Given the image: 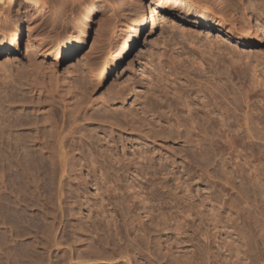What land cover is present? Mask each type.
Instances as JSON below:
<instances>
[{
    "label": "rangeland",
    "instance_id": "rangeland-1",
    "mask_svg": "<svg viewBox=\"0 0 264 264\" xmlns=\"http://www.w3.org/2000/svg\"><path fill=\"white\" fill-rule=\"evenodd\" d=\"M230 1L235 2V0ZM252 1L243 0L242 4H262L261 7L264 10V0ZM147 2L150 3L148 5L151 6L152 14L148 19L147 28L144 30L141 46L137 47L132 58L125 60L124 64H119L111 74L109 73L111 65L103 71L104 66L107 63L109 64L118 47L124 45L127 49L131 45L135 32V8L137 5L144 6ZM113 4L118 7V18L116 20L106 23L105 16L96 12L90 16L89 20H85L81 24L83 31L79 28L80 25L67 31H62L58 27L53 33V37L50 36L51 33L46 31L45 40L48 43L53 41V43H50L58 53L68 50L71 55L83 51L82 53L89 54L84 59H80L82 55L80 54L77 57H69L63 61L53 62L50 58L43 57L39 52L31 53L32 48L27 46L23 47L20 53L12 56L0 53V87L2 88L0 90H3L4 95H6L4 97L3 93L0 92L2 94L0 99H4L0 100V115L5 112L7 116H10L6 118L4 113L0 118L4 119L5 117V120L9 121L11 119L10 121L13 120L14 122L15 117H17V120H21V123H24V121L27 123L24 127L14 126L10 130L4 128L7 130H4V132L0 125V134L1 131L4 133V138L0 136V139L1 137L4 139L1 140L2 143L4 144L10 138V141H7L9 144L5 143L9 151L7 150V153L3 151L4 153H2L1 150L0 152V173L4 174H0V177L3 175V179L1 177L2 181L0 179L2 183L0 185V264H157V260H160L158 264H174L170 260L171 258L162 260L159 250H155L152 256L149 255V246L139 238L137 241L132 242L134 239L132 231L129 230V236L126 237L129 222L126 204L129 203L130 199L132 200V197H136L137 193L141 194L138 200L142 196L146 197L147 193L149 199L144 203L154 216L166 212L177 216V220L179 219L180 210L193 207L194 210H204L207 215L211 209L213 210V206L223 218L231 215L232 219H236L235 212L229 213L227 209L223 212L219 209V206L224 203L232 208L234 207V209L236 207L244 208V212L241 211L242 214L251 213L252 216H260V213L264 212V206L259 202V199H261L259 198L261 197L260 193L257 194L261 191V186L258 184L259 186L254 189L251 187L253 185L250 184L249 180L245 179L249 170L250 172L253 171L251 167L254 165L256 167L260 163L257 168L261 170L262 166L260 165L264 163V151L262 152L264 137L261 135L262 138L260 139V133H257L258 128L264 126V117L262 118L264 116L262 115L264 111V40L262 44L254 43L250 46H242L231 41L225 42L219 37L215 38V31L213 32L209 28L208 20L205 18L206 14L201 13V18L194 17L191 13L192 8L188 7V4L191 3L187 0H116ZM182 4L185 5L182 6ZM220 13L221 15H219L223 20L219 19V21L225 22L227 27H231L232 15L224 10ZM107 26L111 29L106 33ZM10 33V30H7L4 37L0 35V40L5 39ZM208 33L211 34L208 35ZM111 37H113V40H111ZM188 40H193L194 43ZM189 42L194 45H189ZM212 44L218 46L219 49L213 46V51L208 53L211 56L208 57V54L205 56V51V54L202 55L203 51L199 50L202 47L206 50L208 45ZM162 52H165L166 56H164L165 53L160 55ZM200 54L204 59L199 57ZM28 56H31L36 63H41L42 68L46 70L47 76H45L44 81L48 85V88L46 87L48 91L43 92L42 95H38V92L34 90L35 83L32 81L31 73H29ZM168 56L177 57L179 63L181 60H185V64L182 62L183 66L177 64V67L173 66L174 68H171L174 64L171 62V57H169V61L172 65L168 62ZM231 56L233 57L231 58ZM59 57H62V55H59ZM213 57L215 60H209ZM191 58L193 60H190ZM197 58L202 59L199 60L200 63L203 61V65L201 64L203 68L201 65L200 67L197 66L201 68L200 70L193 66V62L191 64V61H195L194 65H198ZM205 59L209 62L204 61ZM231 60H234V63L236 61V64L230 63ZM245 64L247 68L243 67ZM189 65H192L195 70ZM94 66L97 69L94 72L96 74L101 73V78L98 82L92 84L88 73L90 67L94 68ZM184 66L190 68H183ZM250 66L257 68L259 79L261 78L260 81H263L262 86H256L257 89L250 86L254 79L251 75L253 72H250ZM153 68H155V72L158 70L157 74L166 71L167 73L162 72L161 74L167 75V78L173 76L172 79H167L165 83H159L161 87H165V90L155 89V93H163V96H160L161 98L158 97L161 101L156 98L158 95L147 96L145 94L146 84L155 79V77L151 79V75H149ZM175 68H179L177 72L180 70L181 72H178V74L183 77L188 73L193 81L195 78L197 81H201V84L212 81L210 82L211 86L218 87V89L223 86L221 87V89L223 88L222 91H220L221 89L218 90L216 100L218 105L222 104L219 105L221 109L228 108L226 111L229 112V116H219L220 121L221 119H227L226 122L228 120L232 121L231 117L233 120L241 121L246 114L256 115L251 119V127L254 131H252L253 135L256 130L257 134L255 133L254 137L257 136L259 141L256 138L247 140L249 148L247 145L246 147L236 145L232 149L234 152L229 147L230 136L227 132H223L220 123L221 131L216 133L217 136L214 139L224 143L223 145L217 143V146L220 145V149L216 147L217 149L214 151L209 146L212 133L210 128L207 127L209 125L206 121V123H202L205 128L207 127L206 139L193 132V136L190 135V137L192 136L191 141L205 139L202 150L195 148L190 139H186L189 142L184 143V135H179L180 139L177 140L176 127L172 126L175 124V117L184 114L185 117L188 114L182 109L183 107L182 110H174L175 113L173 109L179 103H183V97L190 94V89L193 87L190 82H187L188 75L186 76L187 79L185 78L186 81L177 74L174 78ZM242 68L245 71L248 70L245 72ZM184 69L187 73L184 72ZM154 70L152 72L156 74ZM50 72L55 75V78H58V83L55 82V78L49 76ZM211 76L216 78L212 80ZM176 77H179V81ZM173 78L176 79L175 82ZM193 81H191V84ZM181 82L188 83L190 87L188 84L182 86ZM216 82L219 85V82H221L223 85L217 86ZM2 83L3 85L5 83L6 86H3ZM31 83H34L33 90L28 87L32 86ZM56 83L58 84L57 87L55 86ZM178 85L181 88H184L185 85L189 87H187L189 90L186 88L182 90V98L176 95L177 91L180 90ZM46 92L52 93V99L56 103L51 112L52 118L56 120L57 125L60 124L59 127L62 126V123L66 127L64 132L66 136L64 140L65 151H68L66 166H61L60 160L63 159L56 152L55 146L51 145L52 150H41L38 147L40 144L34 145L29 142V139L33 136L31 126L29 127L33 119L31 104L36 105L38 99L47 104ZM112 92H119L122 96L109 108L103 100L110 96ZM63 96L68 98L66 100L72 103L73 107H76L79 99L83 104V108L77 111L75 116L68 113L61 98ZM165 96L168 102L165 100ZM174 100L178 101V104ZM2 101L5 102L2 103ZM161 102H164L165 105ZM19 103L23 104L24 107L29 105L25 112L22 111ZM2 104L4 107H2ZM11 104L12 106H10ZM147 105L150 108L153 107L151 115L143 114L145 107H148ZM170 107L172 111H170ZM259 107L263 109L260 110ZM177 108H180V106L178 105ZM155 111H157L155 115L158 116L159 113L161 115L154 118ZM183 111L184 113H182ZM85 113L90 120H83ZM37 114L41 116L39 113ZM124 114L126 117H124ZM68 116H70V119H68ZM233 116L235 117L233 118ZM74 118L77 119V123H71L69 128L67 126L68 120L72 122ZM130 118L134 120L133 130L129 127ZM139 118L145 119L146 125L150 118V121L153 120L151 122L153 125L149 123L150 125L141 128L140 123L142 120L139 122ZM108 119L115 121L119 126H112L111 129L110 125L104 122ZM257 119H263V124L257 125V121L254 122ZM1 120V124L7 123V121ZM28 121H30L29 124ZM160 122H162L160 124L163 125L162 127H167L173 123L171 132L159 133L157 130L160 128L158 126ZM44 128L40 131L42 141L44 140V133L41 132L46 133L48 130V128ZM230 129H234V127H230ZM182 131L181 129L179 132L185 134V131H189V129ZM69 132L72 133L69 134ZM144 132L147 133V136L143 135ZM165 134L169 138L168 141L162 138ZM220 134L227 136V138L223 135L222 137ZM5 135L7 136L5 137ZM81 135L83 136L81 137ZM226 139H228L227 144L229 146L225 143ZM100 143L102 147H100ZM107 143L110 147H113V151L105 149ZM255 143L257 146H261L262 149L259 146L256 149ZM17 144L22 146V150L19 149L20 147ZM224 144L227 146L225 148L228 149L229 147L231 150V158L234 157V153L238 156L236 158L235 155L236 159H232L233 161L236 160V162L244 165V161L248 160L245 158H249L248 162L250 163L244 166L247 167L244 172H248L246 174L243 172V175L240 173V178L243 179L241 181L238 175L233 172L234 165H231L232 161L227 164V160L230 158L229 149L227 151L224 148L228 154L223 155V152H226H220L223 149L221 145L224 146ZM25 146L26 150H24ZM15 147L16 149H14ZM254 148L258 151L256 152ZM253 150L256 152V156H252L258 158L260 155L259 160L251 156V154H255ZM260 153H263V155ZM142 157H147L148 160L142 159ZM220 160H225L226 163ZM223 167L226 168L223 169ZM262 168L261 171L264 173V165ZM226 173L227 175H225ZM231 176L232 178H230ZM229 179L230 181L233 179L234 182L236 180V182L232 181V186H228L227 184H231ZM164 181L166 182L164 186L167 188L161 186V183H165ZM263 181H261V184ZM138 200L135 199L134 202L138 204L141 199ZM210 201L211 204H209ZM138 206V211L141 212L142 207L140 204ZM215 210H213V213ZM141 215L145 221L144 213H141ZM112 217L115 219L114 221ZM231 224V222H228V225ZM236 224L237 227L234 230L233 227L226 229L219 227L222 233L219 237L216 234L214 235L216 237L213 236L212 238L214 251L218 245L225 244L221 252L227 254L228 251H225L227 246L231 247V257L229 255L226 258L223 257L225 261L234 258L235 249L229 245V241L236 240L239 228L251 237L252 241L258 243H260L258 236L264 234V230L256 233L249 223L240 219L236 220ZM211 231H213L212 234L217 232L215 229ZM226 231L231 232L230 235ZM164 232H161V234ZM164 234L161 237L158 235L153 237L155 241L159 239V245L164 247L162 253L166 252L167 246L170 247L174 256L185 258L192 255V261L196 262L193 246L196 243L195 240L191 241L189 235H179L174 230L166 231ZM120 236L126 237L124 243L118 240ZM203 243L199 242L201 247L205 246ZM237 244L242 247L240 242ZM139 249L142 256L137 253ZM241 250L244 251L245 247H242ZM262 250L263 248H260V252ZM126 251L129 258L124 255ZM80 256L83 259L79 258ZM261 257V264H264V256ZM249 258H252V256L249 255ZM249 258L247 263L250 261Z\"/></svg>",
    "mask_w": 264,
    "mask_h": 264
},
{
    "label": "bare ground",
    "instance_id": "bare-ground-1",
    "mask_svg": "<svg viewBox=\"0 0 264 264\" xmlns=\"http://www.w3.org/2000/svg\"><path fill=\"white\" fill-rule=\"evenodd\" d=\"M115 1L116 0H0V35H2L4 37L6 35V31L7 30H10V32H11L10 34H8V36L5 39L0 40V53H5L8 56H12V55L20 53L22 51V48L27 46V47H31L32 48L31 53L39 52L43 57H45V58L48 57L53 62L63 61L66 58L68 59L69 57H77L80 54H82L80 59H84L85 57L89 56V54L88 53L84 54V53H82L83 51H81L79 53L78 52L77 53H73L71 55H70V51H68V50L64 51L63 53H61V52L58 53L52 47L53 45H51V43H53V41H50L51 43L50 42L48 43L45 40V36L44 35H45L46 31L51 33L50 36L53 37V33L55 32V30L58 27H60L62 29V31H67L68 29L75 28V26L78 27L79 25H80L79 28H81V24L84 23L85 20H89L90 16L93 15L94 13H96V12H99V13L102 14V16H105L106 23H108L110 21H113V20H116V18H118V12H117L118 7L116 6V4H113ZM187 1H189L191 3V4H188V7L192 8L191 13L194 15V17L201 18V13L202 14L203 13L206 14L205 18H206V20H208L209 28L213 32L215 31V36H216L215 38L219 37V38H222L225 42H230L231 41V42H235L236 45H242V46H250V45H252L254 43L262 44V42L264 40V10L261 7L262 4L261 5L260 4H246V5H244V4H242L243 0H235V2L234 1L232 2L230 0H187ZM249 3H251V2H249ZM148 4H150V3L147 2L146 5H144V6L137 5V7L135 8V12H134L135 13L134 14V24H135V29L134 30H135V32H134V36H133V40H132L131 45L127 49H125L124 45L123 46L121 45L120 47H118L116 49V51H115V54L110 59L109 64L107 63L104 66L103 71H105L111 65V67L109 69V73L111 74L113 69H115L119 64H124L125 60L132 58V56H134V53H135L137 47L141 46V42H142L143 35H144V30L147 28L148 19H149L150 15L152 14L151 6L148 5ZM184 5L185 4H182V6H184ZM222 10H224L226 13L232 15L231 16V18H232V23H231L232 26L231 27H227L225 25V22H220L219 21V19H222L221 16H220L221 15L220 11H222ZM254 20H255V22H254ZM110 29L111 28L109 26H107V28L105 29L106 33ZM211 30H208V31H211ZM81 31H83L82 28H81ZM210 34L211 33H208V35H210ZM111 40H113V37H111ZM188 41H190L191 43H194L193 40H188ZM190 42H189V45H191V46L194 45V44H190ZM109 44H111V43H109ZM207 44H209V43L207 42ZM214 44L208 45V48L206 50L202 49L203 47L201 49L199 48L200 49L199 51H201V50L203 51V52L201 51L202 55H203V53L205 51V53H206L205 56H207L208 53H211L213 51ZM49 45H51V46H49ZM197 45H198V42H197ZM215 47L218 48V46H216V45L214 46V48ZM196 51L198 52V50H196ZM164 53L162 52L160 55H162ZM214 53H215V51H214ZM59 55H62V57H59ZM202 55L201 56L198 55V56L200 58H202ZM212 55H214V54H212ZM164 56H166V53H165ZM178 56H180V55H178ZM209 56H211V55L208 54V57ZM169 57H171V56H168V62L171 65H172V63L174 64V65L171 66V68H174L173 66L177 67L178 66L177 64H181L182 62H184V64H185V60L182 61L180 59L181 62L179 63L178 62L179 59H177V57H174V56L171 57L172 60L170 58V60L172 62L171 63L169 61ZM232 57L233 56H231V58ZM200 58H197L198 59V63H197L198 65H194L195 61H191V64L193 62V66L194 67L195 66L196 67L197 66L200 67V65L203 63V61L200 63L199 60L204 59V57L202 59H200ZM213 59H214V57L209 59V60H213ZM190 60H193V58H191ZM204 61H206V59ZM28 62H29V68H30V72L29 73H31L32 81L35 83V88L33 86L34 83L33 84L31 83L32 86H28V87H29L30 90H33V88H34L35 92H38V95H42L43 92L45 93V91H48L47 90V88H48L47 86L48 85H46L45 81H44L45 76H47L46 72H45L46 70H44V68H42V64L41 63L40 64L36 63L31 56H28ZM206 62L208 63L209 61H206ZM230 63L233 64L234 60H231ZM211 64H210V66H211ZM234 64H236V61H235ZM202 65H201V67L203 68ZM181 66H183V65L181 64ZM189 66H187V67H189ZM230 66H233V65H230ZM252 66H254V65H252ZM187 67L184 66L183 68H187ZM190 67L192 68V65ZM243 67H246V64ZM155 68H153L152 70H154ZM251 68L252 67L250 66V72H253L251 75H252V77H254V79L252 81L253 82L252 85H250V86H253V87L262 86L261 84H262L263 81L261 82L260 81L261 78L259 79V75L257 74V71H256L257 68L256 69L252 68L253 71H251L252 70ZM178 69H176V72H174V74H175L174 78H175L176 74H177V76H181V74L180 75L178 74V72H181V71L179 70L177 72ZM192 69H194V68H192ZM198 69L200 70L201 68H198ZM96 70L97 69L95 68V66H94V68L90 67V69H89V73H88L89 74V80L91 81L92 84L98 82L100 80V78H101V73H97L96 74L94 72ZM152 70H151V73L149 75H151V79H152V77H155V79H154L155 81L154 80L153 81H149L146 84L147 85V90H145L146 91L145 94H147V96H157L158 95L156 97V98H158L160 96H163V93L159 92L160 94H162V95H160L157 92L158 93L157 94V93H155V89L157 88V89H160V90H165V87H163V86L161 87V84H159V83H161V82L165 83V81L167 79L170 80V79H172L173 76L171 78L170 77L167 78V75L166 76H165V74L162 75L161 73L164 72V71H162L164 69L161 70L162 71L161 73L159 72V74H161V75L157 74L158 70L156 71L157 73L154 70V72L156 74H154L152 72ZM168 70L171 71L170 69H168ZM242 70L245 71V69H243V68H242ZM247 70L248 69H246V71ZM184 72L187 73L186 70ZM214 72H215V70H214ZM186 73H183V74H186ZM168 74H171V73H168ZM216 74H217V72H216ZM172 75H173V73H172ZM187 75H188L189 79H187V77H186ZM49 76L51 78H55L54 77L55 75H53L52 73L49 74ZM181 77H183V76H181ZM178 78L176 77V79L179 81ZM183 78L184 79L186 78L187 82H190V85L193 88L190 89V92H189L190 94L185 95V97H183V100H182L183 103L181 102V103L178 104V101L176 102L174 100L180 106V108H177L178 105L175 103L177 106L173 109V112H174V110L181 109L183 107L182 109H184L186 111L185 113H187L188 115L184 117L185 114L184 115H177L178 114V112H177L176 113V115H177L176 117L174 115H172V116L175 117V124L172 123L173 124L172 125V124L169 123L170 125L167 126V127H162L163 125L162 126L160 125L163 122L162 121L163 119H162L161 120L162 122H160L159 125H158L160 127L157 130L159 133L163 134L165 131H168V133H169V132H171L170 131L171 128H173L175 126L176 127V137H177L176 139L177 140L180 139L179 135H184V139L185 140L186 139H188V140L190 139V141H191V139H192L191 137L193 136L192 132L195 133L198 136L201 135L202 137L205 138L207 136L206 128L209 127L210 130H211V133H212V136L210 137V140H209V143H210L209 146L214 151L217 149L216 147L220 146V145L217 146V143H220V142H218V140L214 139L217 136L216 133L218 131H221V128L219 127L220 123H221V126L223 127V132H227V134L230 136L229 137L230 138L229 139L230 140L229 141L230 146L227 144V140L228 139H226L225 143H226L227 146L230 147L231 150L236 145H239L241 147H243V146L246 147V145L248 144L247 140H253V138H256L257 141H259V138H257V136L254 137V135H256L257 133H260V135H259L260 139L262 138L261 135H263V137H264V126H261L260 128H258L257 133H256V130L254 129L256 134L254 133V135H253V133H252L253 130H252V127H251V119H252L253 116H256L254 114H248V115L246 114L245 116L243 115L244 117H242L243 119L241 121L240 120H233L232 117L230 118L232 121L228 120V122H226L227 119L226 120L225 119H221L222 122L220 121L219 116L220 117L222 115H225L226 117L229 116V114H228L229 112L226 111L228 108L227 109H221L219 105H222V104L218 105V102L216 100L217 99L216 98L217 93H219L218 90H220L221 87H223V86H220V85H223V83L221 84V82H219L220 83V85H219L216 82L217 86L218 85L220 86L219 89H218V87L211 86L210 82H212V81H208L207 82L206 80H204L207 83L201 84V81H197L196 78H195L194 81H193V79L191 80V78H190L188 73ZM210 78H208V79H210ZM212 78H213L212 80H214L216 77L214 76ZM55 79H56L55 82H57L58 78H55ZM176 79H174V82L176 81ZM186 79L184 81H186ZM189 80H191V81H193L195 83L193 84V82H192V84H191V81H189ZM199 80H201V79H199ZM250 80H252V79H250ZM182 82L180 83V84H182V86H184V84H188L186 82L185 83H182ZM57 83L55 84L56 87L58 85ZM202 83H203V81H202ZM250 84H251V82H250ZM2 85H3V83H2ZM4 85L6 86L5 83H4ZM172 85H173V83H172ZM190 85H189V87H190ZM187 87L188 86L185 85L184 88L188 89L189 87L188 88ZM182 88L180 87V90L177 91V94L175 93L176 95L180 96V98H182V90H184V88L183 89ZM0 89H2V88L0 87ZM222 89L220 91H222ZM252 89L254 90V88H252ZM255 89H257V87ZM171 91H170V93H171ZM0 92L3 93V90L2 91L0 90ZM4 93H3V95H4ZM46 94H47V100H48L47 104L41 102L39 99H38L36 105L35 104L32 105L33 103L31 104V109H32V113H33V117L32 118L33 119H32V122L28 121V124H29V122L31 123V124H29V127L31 126V132H32L33 136L32 137L30 136L32 139L30 138L29 142L31 144H34V145H37V144L39 145L40 144V146H38V147H40L41 150L42 149H44V150H46V149L50 150L51 149L52 150V146H55L56 149H57L56 152H58V155H60V157L63 159L62 161L60 160L61 166H66V156L68 154V151H65V145H64V140H65V137H66L64 135V132H65V128L66 127H65V125L63 123H62V126L59 127L60 124L57 125L56 124V120H54L52 118L51 112L53 110L54 104H56V103L52 99L53 96H52L51 92H50V94L46 92ZM175 94H173V95L176 96ZM193 94H194V96H192ZM1 95L2 94H0V96ZM7 95H9V94H7ZM173 95H171V96H173ZM225 95H227V94H225ZM121 96H122V94L119 93V92H116V93L112 92L110 94V96H108L103 101H104L105 105H107L110 108V106L112 104H114L118 99H120ZM166 96H165V100L167 101ZM174 96H173V98H174ZM4 97H6V95H4ZM9 98H11V97H9ZM61 98L63 99V102H64V108L66 110H68V113H72L74 116H75V113L77 111H79L80 109L83 108V104H82V102L79 99L77 100L79 102L76 103V107H73L72 103H70L68 100H66L68 98H65L64 96L61 97ZM160 98H158V99L161 101ZM162 98H164V97H162ZM178 98H177V100H178ZM32 99H34V98L32 97ZM2 100H4V99H2ZM168 100H169V98H168ZM166 101H164V102H166ZM179 101H181V100H179ZM4 102L5 101H2V103H4ZM24 104H26V103H24ZM171 104H170V106H171ZM6 105H8V104H6ZM164 105H165V103H164ZM10 106H12V104ZM20 106H21L20 108H22V111L25 112L27 106H29V105L24 107L23 104H20ZM166 106H167V104H166ZM2 107H4V105ZM45 108H47V109H45ZM152 108H153L152 106H151V108H150V106L145 107V109L143 111V114H145V115L146 114L147 115L150 114L151 115V111L153 110ZM41 109H43V110H41ZM44 109H45V111H44ZM170 109H171V107H170ZM259 109L262 110L263 108L259 107ZM7 110H8V108H7ZM154 110H155V107H154ZM1 111H2V109H1ZM162 111H164V110H162ZM170 111H172V109ZM198 111L200 112V114H199ZM156 112L157 111H155V113H154V118H155V116L158 117V116L161 115L160 113H159L158 116L155 115ZM173 112H171V113L174 114L175 112L174 113ZM251 112H253V111H251ZM37 113H39L41 116H39ZM182 113H184V111ZM263 113H264V111L262 112V115H264ZM2 115H0V116H2ZM4 115H6V113ZM18 115H16V116H18ZM7 117H10V116L6 115V118ZM124 117H126L125 114H124ZM234 117L235 116H233V118ZM263 117L264 116H262V118ZM11 118H14V117H11ZM18 118H19V116H18ZM68 119H70V116H68ZM151 119H152V117H151ZM189 119H190V121H189ZM0 120L1 121H5V122L7 121V119L5 120V117H4V119L1 117ZM10 120L7 121V123H5V124L4 123L1 124V122H0L1 129H2L3 132H4V130L7 131L6 129H8V128L10 130L11 127H14V126L15 127H17V126L24 127V125H27V123H25V121H24V123H21L20 122L21 120L18 121L17 117H15L14 122H13V120L12 121H10ZM40 120H41V122H40ZM83 120L84 121L90 120V118L86 116V113L83 116ZM141 120H142V122L140 123V126H141V128H143L146 125V121H145V119H140L139 118V122ZM258 120H260V119L254 120V122L257 121V125L263 124L262 123L263 119H261L259 122H258ZM165 121L169 122L168 120H165ZM205 121L209 125L206 128L202 124ZM104 122L108 123L110 125L111 129H112V126H116V127L119 126L115 121H110L109 119L108 120H104ZM151 122H153V120L150 121V118H149V121L147 122V125L149 123L153 125V123H151ZM71 123L76 124L77 123V119L74 118L72 120V122H70V120H68V125L67 126L68 127L71 126ZM129 123H130L129 127L131 128V130H133L134 129V127H133L134 126V120L132 118H130ZM154 124H156V123H154ZM167 125H168V123H167ZM140 126H139V128H140ZM230 127H232V128L234 127V129H230ZM4 128H6V129H4ZM42 128H44V129L48 128L46 133L45 132H41V133H44L43 134L44 136L42 135L43 139H44L43 141L40 139V136H41L40 135V131L42 130ZM179 129L180 130L182 129L183 131H185L186 129H189V131H185V134L184 133L181 134L179 132L180 131ZM195 130H197V131L194 132ZM2 131H1L0 136L3 137L4 133ZM207 132H208V129H207ZM9 133H10V131H9ZM71 133L72 132H69V134H71ZM6 134H7V132H6ZM7 135H5V137ZM143 135L147 136V133L144 132ZM190 135H192V136L190 137ZM82 136L83 135H81V137ZM2 137H1L0 141L4 138V137L3 138ZM224 137L227 138V136H224ZM7 138H9V137H7ZM162 138L166 139V141H168V139H169L168 136H166V134ZM185 140H184V143L189 142L188 140H186V141ZM204 140L203 139H200V140L199 139L198 140L194 139L195 142L191 141V143H194V147L200 150L201 148L204 147V142H203ZM224 140H225V138H224ZM7 141L5 143H8ZM49 141H51V142H49ZM2 142L3 141L0 142V152L2 150V153H4V152L7 153V150L9 148L7 147V145L5 143L3 144ZM223 143H220V144L223 145ZM17 145H15V146H17ZM222 145H221V148L223 147V149H221V151H220L221 153H222V151H225V149H227V148H225V147H227L225 144H224V146H222ZM263 145H264V143H263ZM253 146H254V144H253ZM253 146H251V147L253 148ZM258 146L256 144V146H255L256 149L258 148ZM19 147H17V148H19V149L22 148V146H19ZM100 147H102L101 143H100ZM229 147H228V149H229ZM259 147L262 149L261 146H259ZM25 148H26V146L24 147V150H26ZM248 148H249V146H248ZM14 149H16V147ZM53 149H54V147H53ZM105 149L107 151L108 150L113 151V147L112 146L110 147L108 143H107ZM218 149H220V147ZM228 149H227V151H228ZM230 149H229V151H230L229 155L230 154L232 155ZM256 149H255V151H256ZM227 151H225L226 153L223 152V155L228 154ZM232 151H234V150H232ZM263 151H264V149L262 150V152ZM256 152H255V154H251V156L252 155L256 156ZM259 152H260V150H259ZM234 154L236 155V153H234ZM260 154L263 155V153H260ZM231 155L229 156L230 158H228V160H227V164H228V162L232 161L231 165L232 164L234 165L233 172H234L235 175H238V177L240 178L241 177L240 173L243 175L244 170H246V168H247V167L245 168L244 166L248 165L250 163V162H248L249 158H245V159H248V160H245L244 161V165H242L239 162H236V160L233 161L232 159L235 158V155H233L234 156L233 158H231ZM255 156L254 157L252 156V157L255 158V159H258V158L261 157L260 155H259L260 157L258 156V158L255 157ZM227 157H228V155H227ZM236 158H238L237 155H236ZM142 159L148 160L147 157L146 158L142 157ZM224 161H221V162H224ZM225 163H226V161H225ZM262 164L264 165V163H262ZM258 165H256V167H254L255 165L253 167H251V168H253V171H251V172H250V170L248 168L249 173H247V178H245V179L249 180L250 184L253 185V186H251V185L250 186L253 187L254 189H256V187L259 186V185L261 186L260 187L261 191L258 192L257 194L260 193L261 197H259V198H261V199H259L260 200L259 202H260V204L262 206H264V181L261 184V181L264 180V173L261 171L263 169L262 168L263 165H260V166H262L261 170H260V168H257ZM224 166H226V165H224ZM224 168H226V167H223V169ZM246 172H248V171H245L244 173L246 174ZM0 174H3V173H0ZM229 174H231V173H229ZM3 175L1 176L2 179H3ZM225 175H227V173ZM1 177H0V179H1ZM230 178H232V176ZM2 179H1V181H2ZM164 180L166 181V179H164ZM231 180L233 181V179H231ZM241 180H243V179L240 178V181ZM229 181H230V179H229ZM232 181H230L231 184H227V185L228 186H232ZM225 182L229 183L226 180H225ZM235 182H236V180H235ZM1 184L2 183L0 182V185ZM164 184H166V182L165 183H161L162 188H163ZM165 188H167V187H165ZM260 188H258V189H260ZM139 195L141 196L140 193H137L136 197H132V200L130 199L128 201L129 203L126 204V209L128 211V215H129V218H128L129 222L127 224L126 237H128L130 231H132V233H134V239L132 240V242L137 241L138 238L140 240H142L145 244H147L149 246L148 247L149 255L152 256L153 252L155 253V250L156 251L159 250V255H161L160 257H161L162 260L171 258L170 260L174 264H261V262H262V257L261 256L262 255L264 256V242H263L264 241V234L258 236V238L260 240L259 241L260 243H258L257 241H252L251 237L247 236L242 231V229L239 228V230H238V232L236 234L237 235L236 240H232V242L229 241L230 242L229 245L233 246L234 249H235L234 258H232L233 260H231V258H229V260H226V261L223 259V257L226 258V256H228V255L231 257V254H232L231 247L227 246V248L225 250V251H228L227 254H225V252H221L222 248H224V246H225L224 242L222 241V243L224 245H218V247L216 248L217 251L216 250L214 251V248H213V242L214 241H213L212 238L216 234H217V237L220 236V234L222 233V230H220V228L221 229H226V228H229V227H233V230L236 229V227H237L236 220H238V219L249 223L251 228L256 233L257 232H262V230H264V228H263L264 227V212L263 211L261 213L259 212L260 216H252L251 213H243L242 214L241 211L244 212V210H245L244 208H239V207L237 208L236 207L234 209V207L232 208V207H230L228 205H225V203H224L223 205L219 206L220 208L219 207L218 208L220 210H222L223 212H225L226 209L228 210L229 213L230 212H235L236 219H232L231 215H227V214H226L227 216H225V218H223L220 215V212L219 211L217 212L214 209V206H213V210H215L216 212L214 211V213H213V210L211 209L212 213H211V210H210L209 214H207V215H206V213H204V210L203 211L194 210L193 207H190L187 210H180V212L178 211L179 212V214H178L179 215L178 216L179 219L177 220L176 219L177 216H173V215H171L169 213L167 214L166 212L161 214V215L154 216L153 213L147 209L146 203H144L146 200L149 199L148 196H147V193H146V197L145 196L140 197V199H141V200L139 199L140 201L138 200ZM256 196H254V197H256ZM256 198L254 199V201L256 200ZM135 199H137L139 201V202L137 201L138 204H136V202H134ZM182 202H183V200L181 201V204H182ZM139 204L142 207V209H140L141 212L138 211V209H139L138 205ZM209 204H211V201L209 202ZM180 209H182V208H180ZM141 213H144V216L146 218L145 221H147V222H145L142 219L143 217H142ZM112 220L114 221L115 219H113V217H112ZM228 222H231L232 224L228 225ZM210 227L212 229L217 230V232L215 234H212L213 231H211L212 229ZM173 230H174V232H177L179 235H186L187 234V235H189V238L191 239V241L192 240L196 241V243L193 244V246H194V255H195L194 259L196 257V262L192 261V255L189 256V257L187 256L185 258H183L182 256H174V254H173L172 250L170 249V247L168 248L167 246H166V252L162 253V249L164 247H162V245H159V241L160 240L159 239L156 240V241L153 240V237L155 235H158V236L161 237L166 231H173ZM163 231H165V232L163 234H161V232H163ZM226 232L229 235L231 233V232H228V231H226ZM126 237H121L120 236V237H118V240L122 241L124 243L126 241ZM214 237H216V236H214ZM199 242H202V243L204 242L203 244H205V246L201 247ZM238 242H240L242 244V247H245L244 251L241 250L242 247H241V245L237 244ZM260 248H263V250L261 252H260ZM140 251H141L140 249L137 250V253L139 254V256L140 255L142 256V252H140ZM218 251H220V252L218 253ZM124 255H125V257L129 258V255H128L127 251L125 252ZM249 255H250V257L252 256V258H249ZM79 258H82V256H80ZM248 258L250 260L249 263H247ZM221 260L222 261L224 260V261L220 262ZM243 260H245V261H243ZM157 261H158L157 262V264H158L160 260H157Z\"/></svg>",
    "mask_w": 264,
    "mask_h": 264
}]
</instances>
